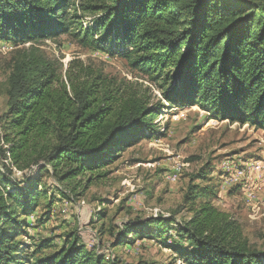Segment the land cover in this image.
<instances>
[{
    "label": "trees",
    "instance_id": "1",
    "mask_svg": "<svg viewBox=\"0 0 264 264\" xmlns=\"http://www.w3.org/2000/svg\"><path fill=\"white\" fill-rule=\"evenodd\" d=\"M80 14L92 17V26L84 27ZM61 34L82 48L122 57L160 100L153 104L148 88L122 86L81 61L63 67L35 45ZM0 41L23 45L7 61L0 119V158L11 165H0V264L32 262L16 238L27 235V217L40 200L49 199L43 207L50 209L54 193L65 196L62 187L89 188L108 176L122 151L159 137L154 119L164 103L198 106L212 119L264 131V0H0ZM10 169L22 180L9 179ZM206 176L202 171L197 179ZM46 177L57 185L52 194ZM214 197L212 188L190 184L183 198L188 220L123 225L112 246L139 236L160 241L181 264H264V252L215 208ZM170 230L176 239L167 244ZM67 238L33 263L119 264L88 250L76 235ZM48 246L43 241L34 253Z\"/></svg>",
    "mask_w": 264,
    "mask_h": 264
},
{
    "label": "rangeland",
    "instance_id": "2",
    "mask_svg": "<svg viewBox=\"0 0 264 264\" xmlns=\"http://www.w3.org/2000/svg\"><path fill=\"white\" fill-rule=\"evenodd\" d=\"M80 15L84 27L92 26V17ZM35 45L63 67L70 60L81 61L122 86L141 91L148 88L153 104L160 100L156 87L116 54L82 48L66 34L43 38ZM22 46L0 41V119L6 110L7 61ZM164 106L154 119L160 136L137 141L122 151L110 164L108 176L75 192L62 187L65 196L54 193L50 209L43 207L49 199L40 200L34 214L27 217V235L16 238L26 247L22 250H26L27 257L32 258L28 264L58 251L69 235L79 237L81 245L105 261L116 258L119 264H181L176 254L160 241L131 236V244H112L123 225L132 227L150 219L170 218L175 226V222L188 220L192 213L183 198L190 184L215 190V208L230 216L252 247L264 252V131L248 124L212 119L198 106ZM177 114L179 119L175 120ZM2 135L0 120V138ZM3 162L11 166L0 158V165ZM174 168L180 171L170 180L166 175ZM10 171L9 175L5 172L9 179L22 180L21 173ZM202 171L207 176L200 181L197 176ZM44 182L52 194L57 185L49 177ZM195 202H200L199 198ZM169 235L167 244L176 239L173 230ZM43 241H48L49 246L34 253Z\"/></svg>",
    "mask_w": 264,
    "mask_h": 264
},
{
    "label": "built area",
    "instance_id": "3",
    "mask_svg": "<svg viewBox=\"0 0 264 264\" xmlns=\"http://www.w3.org/2000/svg\"><path fill=\"white\" fill-rule=\"evenodd\" d=\"M177 119H179V116H178V114H177V117H176V119L175 120H177ZM176 172H178L177 170H176V168H174V170L173 171H171L169 174H167L166 176L168 177V178H170V180L173 178V177H175L176 176Z\"/></svg>",
    "mask_w": 264,
    "mask_h": 264
},
{
    "label": "bare ground",
    "instance_id": "4",
    "mask_svg": "<svg viewBox=\"0 0 264 264\" xmlns=\"http://www.w3.org/2000/svg\"><path fill=\"white\" fill-rule=\"evenodd\" d=\"M183 166V165H182ZM176 170L179 172L180 171V168H176ZM178 172H176V173H178ZM177 175V174H176ZM174 179H175V177H174Z\"/></svg>",
    "mask_w": 264,
    "mask_h": 264
}]
</instances>
